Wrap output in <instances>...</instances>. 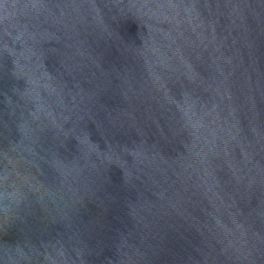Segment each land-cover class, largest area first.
Masks as SVG:
<instances>
[{"label": "water", "instance_id": "95a60500", "mask_svg": "<svg viewBox=\"0 0 264 264\" xmlns=\"http://www.w3.org/2000/svg\"><path fill=\"white\" fill-rule=\"evenodd\" d=\"M0 264H264V0H0Z\"/></svg>", "mask_w": 264, "mask_h": 264}]
</instances>
